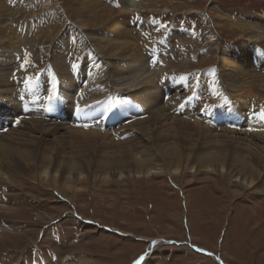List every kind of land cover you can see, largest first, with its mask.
<instances>
[{"label":"rangeland","instance_id":"rangeland-1","mask_svg":"<svg viewBox=\"0 0 264 264\" xmlns=\"http://www.w3.org/2000/svg\"><path fill=\"white\" fill-rule=\"evenodd\" d=\"M88 1L115 12L104 15L98 4L90 13L76 0H0V62L7 63L9 55L22 61V68H30L27 79L33 81H24L20 97L15 90L18 109L0 100V137L20 129L19 121L38 111L44 118L54 116L53 121L80 129L51 130L46 141L31 133L26 137L34 142L29 149L2 140L0 236L11 233L20 238L8 246L0 243V264H56L66 256L72 258L70 264H135L141 257L148 264H264V177L248 187L232 176V164L222 161L238 149L237 139H226L221 131L238 129L239 123L222 118L234 101L224 91L226 65L219 62L224 56L240 68L252 67L250 76L264 74V37L253 29L264 33V2L135 0L139 11L127 14L117 10L126 11L130 0ZM242 25L246 28L238 29ZM105 31V38L136 44L147 59L142 73L147 72L111 78L114 67L128 70L133 57L114 54L100 38ZM90 35L94 40L87 39ZM132 66L136 69L137 61ZM96 73L100 81L90 90ZM152 75L155 81L148 84ZM62 78L80 86L68 98ZM137 79L144 80L139 88L122 90ZM44 83H55L54 90L48 91ZM154 84L160 89L157 100L147 96V91L156 90ZM214 85L217 92L208 97L213 91L204 88ZM93 92L102 95L92 99ZM135 93L144 106L130 97ZM249 112L254 116L253 109ZM147 113L160 117L161 124L149 123L141 127L144 131L122 135L120 129L146 123L151 118ZM196 122L219 136L200 133ZM85 129L110 140L80 133ZM148 143L157 158L138 167L135 157L143 153L134 148ZM211 144L221 147L225 169L214 173L193 168L191 154L200 157ZM248 144L261 156L256 173L264 174V146ZM8 146L28 155L22 157V168L15 165L18 161L2 157H9L4 155ZM175 152L182 161L175 159ZM45 154L51 157L47 175L40 169ZM25 159H31L28 167ZM100 161L113 164L99 170ZM66 168L63 181L52 176ZM5 216L17 219L2 220ZM79 224L89 228L82 234L76 230Z\"/></svg>","mask_w":264,"mask_h":264},{"label":"bare ground","instance_id":"bare-ground-1","mask_svg":"<svg viewBox=\"0 0 264 264\" xmlns=\"http://www.w3.org/2000/svg\"><path fill=\"white\" fill-rule=\"evenodd\" d=\"M80 3V5L82 7H84L87 11H89L90 13L93 12L95 9H98V4H100V9L99 11L102 12L104 15H108V11L111 14H113L115 11L112 10L113 8H110L106 5H104L103 3H91V1L88 0H76ZM258 1H262L264 2V0H258ZM135 0H130L128 2V4H126V11L124 9V7L119 8L117 11L120 12H125L127 14H131V13H137V7H135ZM110 5V4H107ZM121 9V10H120ZM6 12L9 11L8 9L5 10ZM261 17V16H260ZM264 19V17H261ZM128 21V19L125 21V23ZM256 26L258 25V22L255 23ZM249 25V24H246ZM246 25H242V26H237L238 29H244L246 28ZM224 26V25H223ZM230 27H234V26H230ZM253 29H255L258 37L259 35H261L262 37H264V33L260 34L257 32V28L253 27ZM66 37V35H64ZM99 36V35H98ZM108 36V32L105 31L104 32V36H100L101 39L108 41V44L110 45L109 47H111L113 49V53L114 54H120L121 56H126L127 58L129 57H133L131 58V60L127 63L130 64L131 66L128 68V70H122L119 67H114L113 71H112V76L111 78H118L120 76H127L128 73L129 75L134 74V75H139V77H141L144 73H142V71L145 69V63L147 61V59L145 58V56L140 52V48H138V46H136V44L126 40V41H119L111 38H105ZM89 37V38H88ZM6 38V37H3ZM254 38V37H251ZM8 39V38H6ZM88 40H94L91 35L87 36ZM99 39V38H97ZM2 40V39H0ZM11 41L9 40L8 43H10ZM76 42V41H75ZM87 42V41H86ZM247 42H252V40H247ZM74 43V42H73ZM69 44V42H68ZM231 49H228L225 51V54L228 53V51H230ZM216 53V52H212V55ZM9 59L7 61V63L5 62H0V100L2 101V104L10 105V109L16 107V109H18V106L20 104V102L18 103L19 97L22 96V93L25 92V85H23L24 81L28 82V83H32L33 81L30 79H27V77L29 76L28 74H30V68L26 67L22 68V61H18L16 58H13V56L9 55ZM130 59V58H129ZM1 60V58H0ZM137 61L138 67L134 70H132L133 66L132 64ZM219 62L221 63H225L226 65V71L224 73H222V78L224 80L223 82V86H224V91L228 92V96L229 99L234 101V106H236L239 110H241V113L238 112V110L232 105L230 106L227 110V113L225 115L222 116L223 120L226 122H235V123H239L238 124V129H234L233 131H227V130H222L220 135H223L226 139H237L235 143L237 144H233L235 146L236 149H238V151H235L229 155H225L222 159V161H226V162H230L232 164V168H228L229 170L233 171V177L236 178V180H240L243 183H245L248 187H251L254 183H259V181L264 177V174L262 173H256V171L258 170V167L260 168L259 165L260 164V160L259 157H261L258 153H256L248 143L257 145V146H264V120H261L260 118L264 116V74H257V75H252L250 76V72L249 70L252 69V67L250 69H244L243 67L240 68L239 66L241 64L239 63H235L232 60H229L228 58L224 57V56H220L219 57ZM103 64H105V66H107V68L110 70L112 69L111 67L113 66L111 63H109L106 60H103ZM99 67V65H95V64H91L90 63V67ZM101 67V66H100ZM100 73H96V75H94L93 77L95 78V80L90 82V87L89 89L92 90L93 87L92 86H96L99 81H100V77H99ZM164 74V72L158 74L155 77V80L159 77H161ZM145 76V75H144ZM57 77L54 79V82H57ZM152 77V81H150L148 84H152L153 81V75ZM17 78H19L21 81L20 82L17 80ZM27 79V80H26ZM60 79V78H58ZM63 79V83L62 81L60 83H62L61 87L65 88V91L63 92L65 94V96L68 98V95L71 94L72 92H77V89H79L80 86L76 85L75 82H71L73 83L72 85H68L69 78H62ZM147 79V78H145ZM34 80V79H33ZM122 80H124V77H122ZM14 81V82H13ZM144 83V80L142 79H137L135 80L132 84L128 85L127 87H125L124 85L121 86L122 90L124 92H132L133 89L135 88H139L142 84ZM55 83H44L43 85L46 87V89L48 91H53L54 87H51V85H53ZM94 84V85H93ZM147 85V84H146ZM210 85V84H209ZM156 90L150 89L149 91H147V96L157 100L158 99V95H156V92H159L157 90H160L155 84H154ZM56 88V87H55ZM18 89L20 94L19 97H16L15 95V90ZM257 89V91H256ZM116 91H120L118 89H115ZM142 89H140L138 92H140ZM204 90L207 92L213 91L212 94H206L208 97L212 96L214 93L216 94L217 92V87L216 85L211 86V87H207L204 88ZM80 91V90H79ZM137 92V93H138ZM18 93V92H16ZM132 94L130 95V97L136 101H138L139 103H141L143 106L145 105V101L144 99H142L141 97L136 96V94ZM99 95H102V93H99L97 95V93L93 92L92 95V99H95L97 97H101ZM250 97V98H248ZM36 101V99L34 98H30L28 100H32ZM252 99H259V101H255ZM8 101V103H6ZM86 101V100H85ZM92 101V100H90ZM95 101V100H94ZM100 101V100H99ZM172 101V98H168L166 99L165 103L166 104H170V102ZM38 102H43L41 101V99H39ZM96 102V101H95ZM85 103V102H84ZM88 103V101L86 102ZM92 103V102H91ZM79 107V106H78ZM263 107V108H262ZM203 108V107H202ZM201 108V109H202ZM46 109V108H45ZM200 109L199 112H202V110ZM254 110L255 112H252L254 114V116H252L249 112V110ZM163 110H165L163 108ZM160 112L162 113V110H160ZM205 113H207V109L204 111ZM10 111L9 110H5V114H9ZM37 113H39V115H35L32 114L31 116L26 118H23V120L21 119L19 121V124L17 126V128H20L16 131L7 133L6 135H4L3 137H0V151H4L2 148V140H6L9 143H11V145L15 146H27L28 149L32 147V144H34V142H32L30 139L26 138L28 137L27 135H30L31 133H35L37 134L35 137L39 138V140L42 141H46L47 138V133L50 132L51 130H60L61 132H69L71 130H80V129H73L71 128V125H63L60 124L56 121H53L52 118H54V116H48L47 118L43 116V111H38ZM258 114V118L256 117V114ZM42 114V115H40ZM98 114V113H96ZM150 117L152 116L150 113H147ZM51 115V114H50ZM156 115V114H155ZM94 116V115H93ZM25 117V116H24ZM43 119L47 120L44 121ZM147 122L146 123H142V122H135L133 123L134 125H129L128 127H124L122 129H120V132L122 133V135H129V134H134L135 131L137 130H141L144 131L141 127L149 124V123H154V122H158L160 120V117H151L146 119ZM51 123H49V122ZM159 124H161V121H159ZM74 125V124H73ZM139 126V128H137ZM167 124H162L161 127H166ZM194 126L198 129V131L202 134H209V135H214V136H219V134L214 133V131L212 129H210L207 126H204L203 124H201L200 122H196L194 123ZM83 129V128H82ZM80 133H86L87 135H90L92 137L95 138H100L102 140H110V138L106 135H104L103 133H100L99 131H86V129L83 132ZM117 134H119L118 132H116ZM18 135V136H12V135ZM81 136V134H79ZM80 140V138H78ZM240 141H239V140ZM24 142V143H22ZM76 143V142H75ZM80 143V142H79ZM147 143V141H146ZM230 143V142H229ZM12 146H8L4 152H7L9 157L7 158L6 156H3L6 160L8 159L9 161L13 162V159L16 162H13L18 168H22V157L28 156L27 154H25L24 152H22V149L20 148H14ZM151 147H153L152 145L145 144V145H140V146H135V150L138 151L139 153H143L141 156L139 157H135L134 160V164L137 165L138 167L144 165L145 163H154V160L157 158V156L155 155V150H152ZM221 147H218V145L216 144H211L209 146L205 145V147L199 152V156L198 157L196 153L191 154L193 155V160H192V164H193V168H196L199 171H206V172H214V173H218L221 172V169H225V164L221 161V157L219 155V149ZM157 149V148H154ZM204 151H206L205 153H203ZM30 155H32L33 157L36 155L35 150L30 151ZM137 155V154H136ZM175 156L176 160L182 161L183 157L182 155H180L179 153H174L173 154ZM17 156V157H15ZM138 156V155H137ZM146 156V157H145ZM153 156H155L154 159H151ZM15 157V158H14ZM50 155H43L41 157V171L43 172V174L45 173L46 175L48 174V169L46 168V162L50 159ZM31 159H25L23 160V163L25 166L26 163L28 161H30ZM2 161V159H0V162ZM50 163V162H49ZM99 164L102 165L101 168H99V170H104V169H108L111 167V165L113 164L112 162L109 161H100L97 162ZM189 163V162H188ZM32 165H29V167ZM198 166V167H197ZM28 167V166H27ZM73 167V166H71ZM154 171V170H153ZM69 172V169H63V170H57L56 173H54L52 176L53 177H58L59 176V180L63 181V178H67L65 177ZM174 172L179 173L180 170H175ZM184 171H182L183 173ZM264 173V172H263ZM51 176V177H52ZM55 180H52V183H54ZM58 189V188H55ZM264 193V191H263ZM2 220H13L16 221L17 217L15 216H5L1 218ZM87 225L86 224H79L78 225V229L79 231H82L81 233L83 234V231L86 230ZM14 238H20L19 235H13V234H9L7 235H3L0 236V243H4V246H8L9 243L13 242ZM1 249V248H0ZM10 249V248H9ZM24 250V248L22 249ZM155 258L152 256L150 261H153ZM70 260H72V258L69 259L68 256L63 257L62 261H59V263L56 264H70ZM48 262V261H47ZM49 264V263H48ZM51 264V263H50ZM54 264V263H52ZM140 264H148L147 262H142V260L140 261Z\"/></svg>","mask_w":264,"mask_h":264},{"label":"snow or ice","instance_id":"snow-or-ice-1","mask_svg":"<svg viewBox=\"0 0 264 264\" xmlns=\"http://www.w3.org/2000/svg\"><path fill=\"white\" fill-rule=\"evenodd\" d=\"M117 6H119V5H117ZM49 99H52V97H49ZM153 243H155V242H153ZM141 260H143V257H141ZM135 264H140V261H136Z\"/></svg>","mask_w":264,"mask_h":264}]
</instances>
